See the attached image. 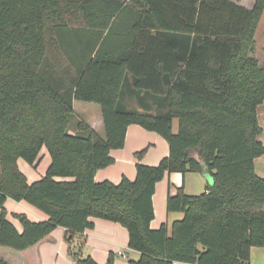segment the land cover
Here are the masks:
<instances>
[{"label":"trees","instance_id":"1","mask_svg":"<svg viewBox=\"0 0 264 264\" xmlns=\"http://www.w3.org/2000/svg\"><path fill=\"white\" fill-rule=\"evenodd\" d=\"M263 11L264 0H0V246L23 250L60 226L75 264H99L74 240L97 217L127 229L140 253L129 264H248L251 247H264V177L254 170L264 153V63L254 55ZM74 99L100 105L104 136L82 120L84 134L68 132ZM132 123L163 137L168 155L137 162L132 180L96 181ZM42 147L49 164L29 182L17 160L36 166ZM205 168V191L167 195V210L184 213L170 232L151 228L156 183ZM7 198L47 218L13 213L18 231Z\"/></svg>","mask_w":264,"mask_h":264},{"label":"crops","instance_id":"2","mask_svg":"<svg viewBox=\"0 0 264 264\" xmlns=\"http://www.w3.org/2000/svg\"><path fill=\"white\" fill-rule=\"evenodd\" d=\"M264 19V11L259 21L255 41L258 39L259 29ZM76 100H73V110L76 111ZM99 108L100 105L98 104ZM97 118L92 119L89 126L94 128L99 134V127L102 126L101 110L97 112ZM257 117L262 130L258 139L264 145V101L257 107ZM95 120V121H94ZM174 119L172 121V129ZM175 132V131H174ZM147 148L144 155L138 159L135 152ZM110 156L113 163L100 168L95 173V180H109L118 183L122 176L128 179H134L136 174V163L141 162L147 165L157 164L160 159L167 156L169 147L166 140L154 131L144 129L138 124H129L126 128L125 141L121 148L110 150ZM20 160H23L19 158ZM19 159L17 160L19 165ZM24 161V160H23ZM50 161L49 154L45 147H42L39 154V162L36 166L26 163L23 173L29 182L38 179L44 174ZM20 168V166H19ZM255 173L264 177V153L254 159ZM213 182L211 173L205 168L201 172H180L165 173L164 177L155 185V192L152 196L154 217L150 222V227L158 228L162 223L167 225L170 232L172 223L183 217L182 211H168L166 208V199L168 194H175L179 187L183 188L186 194L194 195L205 191L208 185ZM7 210V219L10 220L18 231L22 230L21 223L13 217V213H24L30 220L41 221L47 218V215L39 209L33 207L26 201H15L7 198L4 202ZM94 223L92 229H86L82 233H77L74 240H83L81 247L82 253L90 255L99 264H105L110 252H116L113 264H124L119 257L127 259H137L140 253L137 250L128 247V232L121 224L102 218L91 217ZM68 249L66 241V229L56 227L49 235L42 238L34 245L23 249L14 250L9 247L0 246V257L5 259L8 264H74L65 255ZM125 261V260H124ZM172 264H195L174 261ZM248 264H264V247L253 246L250 249V259Z\"/></svg>","mask_w":264,"mask_h":264},{"label":"rangeland","instance_id":"3","mask_svg":"<svg viewBox=\"0 0 264 264\" xmlns=\"http://www.w3.org/2000/svg\"><path fill=\"white\" fill-rule=\"evenodd\" d=\"M242 3H244V5L246 6H250L251 5V0H242ZM256 49L254 51V55L255 57L259 60L260 63H264V19L261 23L260 29H259V34H258V39L256 41ZM48 56L49 58L56 64V67L58 68V71L62 72L63 70H65L67 65V62L65 61V59L62 57V55L60 54H55L52 50L48 51ZM76 111H74V113L71 115L70 117V124L68 127V132L71 134H79L82 135L85 133L84 130H79L76 126L78 121H85L88 124L90 122H92L94 118H97V112L100 113V108L98 106L97 103L95 102H85V101H76ZM95 121V120H94ZM174 125V131H177V119H174L173 122ZM99 132L101 136H104V128L102 126L99 127ZM26 163L23 160L19 159V165L20 169H22L23 171L25 170L26 167ZM28 164V163H27ZM21 170V171H22ZM22 171V172H23ZM212 184V182H211ZM65 255H67V258L72 262L76 261V256L74 257V255H69L68 251L66 252V247L64 250ZM76 253H78L80 256L84 257L87 256L86 254H81L82 250H76ZM115 257L116 252H114ZM124 264H129V259L126 260L127 257H123L122 255L119 256ZM125 260V261H124Z\"/></svg>","mask_w":264,"mask_h":264}]
</instances>
